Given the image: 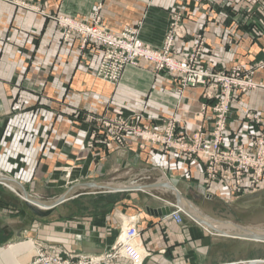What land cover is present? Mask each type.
<instances>
[{
  "label": "crops",
  "instance_id": "obj_1",
  "mask_svg": "<svg viewBox=\"0 0 264 264\" xmlns=\"http://www.w3.org/2000/svg\"><path fill=\"white\" fill-rule=\"evenodd\" d=\"M249 2L0 0V176L46 205L75 184H91L75 187L38 216L20 186L0 180V264H31L36 244L62 256L104 254L132 222L134 241L147 252L139 264H264V240L247 237L264 231V177L234 197L221 181L206 185L197 160L161 152L132 135L121 144L104 140L92 119L141 115V122L158 127L176 118L179 130L207 129L213 114L209 106L202 109L203 88L181 90L173 76L144 62L108 82L97 76L102 48L83 44L77 34L66 36L57 21L69 16L90 22L98 13L106 28L138 27L142 41L159 48L179 14L186 34L176 38L174 56H186L201 39L207 69H248L264 60L263 14L247 11ZM252 79L264 81V68ZM247 112L264 123V86L233 92L224 144L251 146L259 125L246 121ZM161 208L170 213L159 214ZM177 209L180 222L172 213Z\"/></svg>",
  "mask_w": 264,
  "mask_h": 264
},
{
  "label": "built area",
  "instance_id": "obj_2",
  "mask_svg": "<svg viewBox=\"0 0 264 264\" xmlns=\"http://www.w3.org/2000/svg\"><path fill=\"white\" fill-rule=\"evenodd\" d=\"M252 1V4L264 9V0ZM246 10L251 11L249 4ZM57 21L66 36L74 33L81 37L83 44H98L102 48L98 77L116 83L126 67H139L144 62L155 73L165 72L173 76L181 90L201 86L202 109L209 106L213 114L209 128L198 127L192 132L179 130L176 118L163 119L158 127L141 122V115L92 118L96 121L99 132L103 133L104 140H114L121 144L126 136L132 135L157 146L161 152L175 151L184 158L195 159L202 166L206 185L214 180L221 181L234 197L255 189L264 177V123L259 114H245L248 123L259 125L252 136L251 146L226 145L223 140L233 92L264 86V81L257 82L252 79L256 69L264 68V60L254 63L248 69L235 64L229 70L212 71L201 64V39L186 56H174L172 47L176 38L186 34L179 22V14H174L171 18L159 48H151L145 44L140 38L138 27H125L120 31L106 28L98 13H95L90 22L69 16H59ZM260 24L264 26V12ZM94 137L95 133L91 132V138ZM172 213L180 222L181 210L177 209ZM137 234L136 225L132 222L119 234L110 250L100 255L49 254L40 244H36L35 257L31 264H105L113 258H125L130 264H139L147 252L134 241Z\"/></svg>",
  "mask_w": 264,
  "mask_h": 264
},
{
  "label": "water",
  "instance_id": "obj_3",
  "mask_svg": "<svg viewBox=\"0 0 264 264\" xmlns=\"http://www.w3.org/2000/svg\"><path fill=\"white\" fill-rule=\"evenodd\" d=\"M0 180L5 182V183H9V184H17L18 186H20V184L18 182H16L15 180L7 177V176H0ZM91 184L88 183H78L77 185L75 184L74 186H71L64 194H62L61 196H59L52 205H46L44 203H42L41 201L35 200L33 198H31L29 196V194L24 190L23 187L20 186L21 188V194L22 197L25 201V204L27 206V208L33 212L35 215L38 216H44L46 214H48L51 209L59 202L65 200L66 198H68V194L77 186H89ZM169 187L171 188V190L174 192L176 198L178 201L182 200V196L180 194V192L178 191V189L176 187H174L172 184H169ZM44 206V209L39 208V206ZM181 209L184 210L185 212H187V214H189L191 217L196 218L195 215L193 213H191L190 211H188L183 205H181ZM159 214H168L170 213V209L169 208H161L160 210H158ZM247 237L252 238V239H261L264 240V231L261 234H254V233H249L247 234Z\"/></svg>",
  "mask_w": 264,
  "mask_h": 264
},
{
  "label": "rangeland",
  "instance_id": "obj_4",
  "mask_svg": "<svg viewBox=\"0 0 264 264\" xmlns=\"http://www.w3.org/2000/svg\"><path fill=\"white\" fill-rule=\"evenodd\" d=\"M252 2H253L252 0H250V2H249V6H250V9H251L250 12H252L253 14H257V11H260L263 14L264 9H261V8L257 7V4L256 5L255 4H252ZM239 212H240V210L235 209V215L236 216L238 215ZM243 215H246V214H243Z\"/></svg>",
  "mask_w": 264,
  "mask_h": 264
}]
</instances>
